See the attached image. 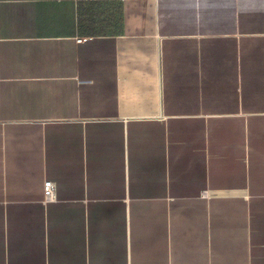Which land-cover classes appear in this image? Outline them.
<instances>
[{
	"label": "crops",
	"instance_id": "0c3cea01",
	"mask_svg": "<svg viewBox=\"0 0 264 264\" xmlns=\"http://www.w3.org/2000/svg\"><path fill=\"white\" fill-rule=\"evenodd\" d=\"M0 264H264V0H0Z\"/></svg>",
	"mask_w": 264,
	"mask_h": 264
},
{
	"label": "built area",
	"instance_id": "2783aa9c",
	"mask_svg": "<svg viewBox=\"0 0 264 264\" xmlns=\"http://www.w3.org/2000/svg\"><path fill=\"white\" fill-rule=\"evenodd\" d=\"M83 41L84 39H78V42ZM43 195L44 203L55 202L57 199L56 184L52 181H45L43 184Z\"/></svg>",
	"mask_w": 264,
	"mask_h": 264
}]
</instances>
